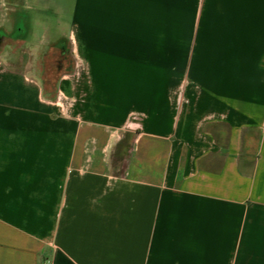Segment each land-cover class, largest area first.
<instances>
[{
  "label": "crops",
  "instance_id": "crops-1",
  "mask_svg": "<svg viewBox=\"0 0 264 264\" xmlns=\"http://www.w3.org/2000/svg\"><path fill=\"white\" fill-rule=\"evenodd\" d=\"M67 2L52 91L0 55V264H264V0Z\"/></svg>",
  "mask_w": 264,
  "mask_h": 264
},
{
  "label": "rangeland",
  "instance_id": "rangeland-1",
  "mask_svg": "<svg viewBox=\"0 0 264 264\" xmlns=\"http://www.w3.org/2000/svg\"><path fill=\"white\" fill-rule=\"evenodd\" d=\"M61 1L60 11L31 9L19 7L15 19L8 15L9 4L0 3V55H3L14 67L29 68L33 74L42 78L46 90L52 91L59 76L66 70L71 62L68 50L65 48H48L45 53L38 52L49 42L63 40L69 33V14L67 0ZM9 3V1H6ZM15 4V3H14ZM24 19L28 23L27 37L29 44L20 39H14L3 31L13 30L14 20ZM28 19H31L29 22Z\"/></svg>",
  "mask_w": 264,
  "mask_h": 264
},
{
  "label": "built area",
  "instance_id": "built-area-1",
  "mask_svg": "<svg viewBox=\"0 0 264 264\" xmlns=\"http://www.w3.org/2000/svg\"><path fill=\"white\" fill-rule=\"evenodd\" d=\"M43 264H52V262L50 260H47Z\"/></svg>",
  "mask_w": 264,
  "mask_h": 264
}]
</instances>
